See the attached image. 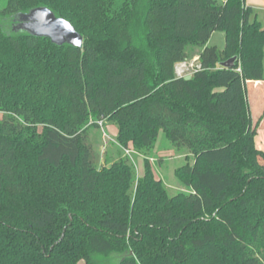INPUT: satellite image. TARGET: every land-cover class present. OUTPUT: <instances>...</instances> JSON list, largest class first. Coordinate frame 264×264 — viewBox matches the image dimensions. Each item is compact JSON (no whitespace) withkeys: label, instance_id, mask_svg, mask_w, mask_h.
<instances>
[{"label":"trees","instance_id":"1","mask_svg":"<svg viewBox=\"0 0 264 264\" xmlns=\"http://www.w3.org/2000/svg\"><path fill=\"white\" fill-rule=\"evenodd\" d=\"M37 6L70 20L83 46L14 30ZM216 31L223 49L209 44ZM189 44L201 68L186 79L175 65ZM256 81L264 24L246 0H9L0 264H264ZM100 120L116 124L124 147L151 154L163 138L185 149L194 162L177 172L189 192L170 194L149 161L139 176L128 157L96 166L87 128Z\"/></svg>","mask_w":264,"mask_h":264},{"label":"rangeland","instance_id":"2","mask_svg":"<svg viewBox=\"0 0 264 264\" xmlns=\"http://www.w3.org/2000/svg\"><path fill=\"white\" fill-rule=\"evenodd\" d=\"M8 3L9 0H0V10L5 8ZM257 12H259V18L264 24V9H260ZM225 42V34L222 31H217L210 40L211 45L216 44L219 47H223ZM187 51L189 57L186 61L196 63L200 47L189 44ZM259 86L254 83L248 84V97L254 107L252 116L255 122L259 116L263 115L264 110V85ZM1 114L2 112H0V116ZM262 128H264V119L263 121L261 120L255 136L256 148L261 153L258 157L260 162L264 164V133L259 134V130ZM87 133L88 140L93 147V161L96 166H101L104 163L111 164L114 160L128 157L134 166L136 176H139L143 174L145 162L149 161L157 177L164 180L170 194L189 192L190 187L183 182L181 172L179 174L177 172L178 168L190 166L194 162V157L187 153L185 149H176L163 138L158 141L154 148V153L151 154L135 150L133 144H130L129 147H124L118 141L116 124L109 120H100L98 124L96 122L90 124L87 128ZM80 264H84V262Z\"/></svg>","mask_w":264,"mask_h":264},{"label":"water","instance_id":"3","mask_svg":"<svg viewBox=\"0 0 264 264\" xmlns=\"http://www.w3.org/2000/svg\"><path fill=\"white\" fill-rule=\"evenodd\" d=\"M13 29L26 31L37 37H47L54 44L62 46L70 44L81 48L83 36L76 30L72 22L64 17L58 16L47 6H37L27 12L18 13L14 18ZM236 57L222 63L225 67L233 66ZM192 75H187L190 79Z\"/></svg>","mask_w":264,"mask_h":264},{"label":"built area","instance_id":"4","mask_svg":"<svg viewBox=\"0 0 264 264\" xmlns=\"http://www.w3.org/2000/svg\"><path fill=\"white\" fill-rule=\"evenodd\" d=\"M199 68H201V64L199 62V57H197L196 63L186 60L177 62L175 65V73L178 77H186L187 75H192Z\"/></svg>","mask_w":264,"mask_h":264},{"label":"crops","instance_id":"5","mask_svg":"<svg viewBox=\"0 0 264 264\" xmlns=\"http://www.w3.org/2000/svg\"><path fill=\"white\" fill-rule=\"evenodd\" d=\"M246 3L248 4V5H250V6H252L255 10H256V14H257V16H258V18H259V12H257V11H259L260 9H264V0H246ZM260 19V18H259ZM263 23V22H262ZM217 32V31H216ZM216 32H214L213 34H212V36L216 33ZM212 38V37H211ZM211 40V39H210ZM209 44H210V41H209ZM225 44H226V42H225ZM225 44L223 45V47H219L218 45V47L220 48V49H223L224 47H225ZM214 45H216V44H214ZM197 57H199V56H197ZM196 57V58H197ZM257 84L258 83V86L259 85H264V82H260V81H256V82H254V84ZM259 88H260V86H259ZM264 133V128H262V129H260L259 130V134H263Z\"/></svg>","mask_w":264,"mask_h":264}]
</instances>
